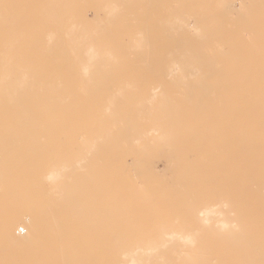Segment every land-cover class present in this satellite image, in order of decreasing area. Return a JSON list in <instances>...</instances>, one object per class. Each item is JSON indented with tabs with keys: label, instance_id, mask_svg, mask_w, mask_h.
<instances>
[{
	"label": "bare ground",
	"instance_id": "obj_1",
	"mask_svg": "<svg viewBox=\"0 0 264 264\" xmlns=\"http://www.w3.org/2000/svg\"><path fill=\"white\" fill-rule=\"evenodd\" d=\"M164 1L114 0L101 9L107 14L104 21L97 14L90 20L85 15L71 13V10L78 9L65 4L63 0H48L41 2L36 16L19 14L9 17L13 25L18 26L12 30L4 28V20L8 17L0 15V62L25 65L17 69L15 79H4L6 111L0 114V141L3 144L0 159H4L0 160V181L4 182L6 190L18 185L20 182L13 181L19 177L17 170L30 164L29 167L33 169V160L30 162V159L36 154L44 170V180L52 186L53 193L52 198L47 194L48 199L38 206V210L44 212L43 215L39 214L38 223H0V264H264V64L259 63L260 58L264 59V38L261 37L260 46L255 48L252 45L255 40L248 39L246 43L239 31L220 27L224 22L229 24L233 21L232 17L237 15L236 4L244 13L245 0H178L177 10L169 7L168 13L158 15V19L152 23L149 21L152 27L160 30L158 37H147L149 31L145 27L150 26V15L137 14L140 9L137 3H144L148 10L154 2L159 4ZM258 1L251 0V3L256 6ZM192 17L196 20L194 29L190 23ZM133 21H140L138 30H118ZM238 35H241L240 39L234 41L233 36ZM224 36H231L226 40L232 44L230 47L226 49L225 43L220 47L212 45L214 38ZM254 49L259 51L246 70L249 82L246 94L254 92L256 97L246 95L243 111L241 83L244 67L243 62L233 61L241 53ZM243 60L247 62L245 57ZM128 62H167L159 69L152 66L139 69L152 76L175 77L183 81L202 77L204 81L202 85L199 84L200 87L214 95L220 92L214 82L225 80V90L229 96L240 98L236 104L237 110L235 108L234 115L230 116L229 113L227 121L241 123L243 112L247 123L245 130L242 123L239 128L227 124L224 128L214 129L213 138H194L189 137V133L195 131L193 128L166 127L165 133L154 141H157L158 148L173 146L172 158L168 159L167 151L161 149L160 157L168 168L176 167V174L183 177L185 188L189 190L188 193L186 189L184 192L192 199L190 204L183 201L175 207L155 204L154 210H186L184 220L177 214L170 216V220L158 221L153 224L156 229L144 232L149 234L147 238L131 243L97 239L96 244L86 249L83 243L62 249L68 254L72 253L71 256L51 253V248L59 247H52L46 236L52 224L58 226L60 223L58 209L62 211V217L72 212L71 218H74L75 224L72 228L66 225L69 229L63 233L87 234L108 230L106 232L109 234L116 235L118 232H113L108 226L110 220L123 216L119 206H104V212L99 217L105 221L100 223L95 220L97 207L91 206L97 201V174L102 170L96 167V161H102L99 154H104L103 147L106 151L105 142L115 135L128 150L142 140H145L142 152L154 147L155 142L147 140L154 129L135 126L139 123L136 116L142 111L140 106L135 104L129 116L127 104L121 105L117 101L120 97H127L133 86L99 82L107 78L113 80L131 71L125 64ZM179 63L184 67H178ZM7 67L12 69L11 64ZM75 75L82 81L79 90L66 83ZM212 78L215 81L208 83ZM10 81L12 84H8ZM252 81L253 86L250 87ZM196 88L197 84L187 85L189 92ZM156 90H152L145 106L151 103ZM78 91L82 92L81 98H88L87 102H92L93 108L100 104L105 106L104 102L97 100L100 96L105 93L110 96L107 97L110 99L107 112L102 115L103 119L106 118L103 122L117 125L118 132L114 134L102 124L83 143L80 138L76 142L78 145L71 150L62 149L57 135L62 132L67 136L72 128L69 125L65 128L55 125L49 129L45 121L50 118L62 121L71 112L73 104L68 96L76 95ZM162 106L167 104L163 102ZM260 107L261 112H256ZM119 108H122V114ZM171 113H178V117L180 111L169 109L164 115L171 116ZM166 119V116L152 118L153 122L160 123H166ZM127 136L131 139H127ZM211 142V159L201 162L200 171L195 170L191 174L189 165L181 163L180 159L191 158L194 162L193 151L207 146L205 152L200 153V159H206ZM51 150L53 160L49 163V159L44 161L43 156ZM133 153L135 151H126L129 156ZM44 162L49 163V168L45 167ZM228 165L231 169L226 174ZM135 170L140 171L138 168ZM85 179L93 185L92 191L84 189L82 182ZM187 179H192L190 186ZM48 185L40 182L37 187L29 185L27 189H37L44 197V189ZM22 187L21 183L19 189ZM59 198L61 205L58 204ZM49 208L57 210L54 223L51 222V213L47 214ZM30 211L31 206H27L26 214L10 216L24 219L29 217ZM78 219L83 221L78 222ZM62 222L65 224L67 220L62 219ZM86 250H91L88 252L90 254Z\"/></svg>",
	"mask_w": 264,
	"mask_h": 264
},
{
	"label": "rangeland",
	"instance_id": "obj_2",
	"mask_svg": "<svg viewBox=\"0 0 264 264\" xmlns=\"http://www.w3.org/2000/svg\"><path fill=\"white\" fill-rule=\"evenodd\" d=\"M48 0H0V15L3 17H8L5 19L4 28L12 30L17 29L18 26H14L9 17H13L16 15L21 16H36L39 14L37 8L41 5V2H45ZM50 1V0H49ZM65 4L71 6L72 8L78 10H71L73 14H82L87 16L90 20L95 18V15L101 16V20H107V15L101 9L105 6H108L114 2V0H63ZM154 2L151 5V8L147 9V5L140 2L137 3L140 8L137 14H147L150 15V20L152 23L158 19V15H162L163 13H168V8L173 7V10L179 6L178 0H166L162 3ZM178 5V6H177ZM245 7L242 8L244 13L240 11V5L236 4L235 9H237V15L233 16V21L231 23H223L220 22L219 25L223 29H232L237 30L242 34V39L247 43L248 39H253L255 42L252 43L255 48H258L261 37L264 38V0H259L257 5L254 6L251 3V0L244 1ZM239 7V11H238ZM91 8V9H90ZM94 8V9H93ZM194 8V7H193ZM190 10V8L188 7ZM149 12V13H148ZM240 13V14H239ZM104 17V18H103ZM106 18V20H105ZM191 27L196 24L195 18H190ZM98 22V21H97ZM140 21H133L132 24H128L127 26L119 27L118 30H126V31H136L138 30ZM150 24V23H149ZM27 27V26H25ZM26 29V28H25ZM23 28V30H25ZM116 29V28H115ZM192 29V30H193ZM145 30L149 31L147 37L156 38L158 37V32L160 28H154L151 26L145 27ZM246 36H244V35ZM231 36H224L222 38H214L211 42L212 45L216 47H220L225 43L226 49L230 47L232 44L228 43L226 40ZM241 35L233 36L234 41L238 38L240 39ZM257 39L258 42L256 41ZM257 49L252 50L249 53H241L238 57L234 59L233 62H243L244 73L241 83V101H242V110L246 105V95L250 98L256 97L254 92H247L246 88L249 87V82L246 79V70L248 65H251L252 62L257 55ZM246 58L247 62L243 60ZM264 59L260 58L259 63L264 64ZM18 62H0V114L2 111H6V107L4 105V97L6 94L5 90V82L4 79H15L17 69L19 67H25L23 64H17ZM167 62H128L125 63L131 71L128 73L113 78V80L101 79L99 82L101 83H109L110 85L116 86H124L130 84L133 86L131 93L125 97H120L117 101L121 105L128 106L127 114L129 116L132 115L133 106L137 104L140 106L142 110L136 116L139 118V123L135 126H140L142 129H154L150 132L147 140L155 142L154 147L150 151L142 152V147L145 144L144 141H139L132 146L131 150L125 147V145L117 140V137L113 135L110 140L105 142L107 144V149L105 151V147H103L104 154H99L102 158V161H96V167L99 166V169L102 170V173L97 174V201L91 206L95 205L97 207V218L95 219L97 223L104 222L105 220L102 217H99L100 214L104 212V206H119L121 210L120 214L123 216L116 217L113 220H110L111 224L108 227L114 231H118L115 233L116 235L109 234L108 230L104 232H89L87 234H68L63 233L66 232L69 228L65 227L66 225L71 227L75 224L73 222L74 218L72 217V212H67L62 217V211L60 209V223L57 225L52 224L51 231L49 235H47L46 239L51 242V246L57 245L59 249L51 248V253L59 254L62 256H71L66 251H62L63 248H67L69 246L77 247V244L83 243L85 249L90 247L92 244L97 243V239H117L122 241H127L131 243L132 241H137L141 238H147L149 234H144L151 229H156L154 223L160 221L164 222L166 219H169L170 216L179 215L182 220H184V215L186 214V210H178L173 209L169 211H158L154 207L155 204H165L166 206L175 207L180 202H184V204L189 201L187 204H190V196H188L184 191L188 193V188H185L183 177L176 174V167L172 166L168 168L165 164V161L160 157V149L166 152V157L168 159L173 157L172 147H159L156 145L157 141L154 139H159L162 134L165 133L166 127L168 126H183L188 128H193L195 130L192 133H189V137L194 138H203L209 137L213 138V131L217 128H224L229 125H234L239 128L242 123L243 130L246 126V117L242 112L241 123L233 124L227 121L229 113L230 116L234 115V110L236 108V104L239 102V96H229L228 92L225 90V80H214V78L209 79L208 83L212 84L214 81V85H218L220 88L219 94L215 95L209 91L205 92L207 89H202L199 84L202 85V77L190 78L187 81L179 80L175 77H164V76H152L147 72H141L139 68L142 66H152L157 69L166 66ZM8 64H11L12 69L8 68ZM147 64V65H146ZM35 65H31V67ZM178 67H184L182 63L178 64ZM138 68V69H137ZM7 72H10L7 74ZM70 87L75 88V90H79L82 86V81L75 76L70 77L66 82ZM189 83L197 84V88L193 89V92H189L187 90V85ZM8 84H12V82H8ZM253 86V81L250 82V87ZM156 90L155 97L152 99L149 105H144L150 96L152 90ZM82 92L78 91V93L73 94V96H68V99L73 103L71 112L62 120L57 122L54 118H50L45 122H48L50 129L52 126H60L65 128L66 125H69L72 128V131L64 136L62 132L58 133L59 138V146L62 149L71 150L74 146L78 145L76 142L81 138V142L83 143L86 139L92 136V132L96 131L95 129L102 124L112 133L117 134L116 128L117 125L110 124L108 122H103L105 119L103 114H105L106 106L108 105L109 100L106 93L103 96H100V102H104L105 106L102 107L101 104L96 108L91 106L88 98H81L80 94ZM67 95H72L68 93ZM190 95V97H189ZM262 100V99H260ZM163 102L167 104V106L163 107ZM235 104V105H233ZM144 106V107H143ZM153 109V111H151ZM158 109V111H156ZM173 109L175 111H180L179 116L177 117L171 113V116L164 113ZM262 109L257 108L256 112H261ZM237 110V108H236ZM119 111L122 114V108H119ZM205 113V114H203ZM162 116H166V123L153 122L152 118H159ZM240 117L239 115H235ZM1 119V118H0ZM102 119V120H100ZM45 120V119H44ZM141 120V121H140ZM5 120H3V123ZM0 120V125H1ZM239 125V126H238ZM117 126V127H115ZM229 131L234 133V130L229 128ZM203 132V133H200ZM125 139V137H124ZM127 139H131L130 136H127ZM1 140V138H0ZM213 142L208 144L209 153L205 155L206 159H200V153L205 152L207 146L202 148H197L193 151L192 156L196 159L193 162V159H180L181 163L189 165V171L191 174H194L193 171H200V167L202 165L201 162H206L211 159V146ZM221 145V144H220ZM0 147L3 149V144L0 141ZM223 150V143L221 145ZM238 152V149H236ZM52 151L48 155H44V161L48 158L49 163L52 162ZM126 151H135L131 156L126 154ZM34 154L30 159V162L33 160V169L31 167H27L24 169L17 170L19 177L17 179H13V181L17 180L20 182L18 185H13L9 189L6 190L4 182L0 181V223H6L10 221H21L25 223H38L39 222V214L43 215L44 212L38 210V206L49 198L53 197L52 186L45 181L44 170L41 164L38 163V156ZM36 157V158H35ZM191 157V156H190ZM97 159V155L95 156ZM4 161V159H0ZM49 163L44 162L45 167L49 168ZM209 163V162H208ZM158 164V165H157ZM21 168V166H20ZM136 168L140 169V171L135 170ZM180 169V168H178ZM230 166L228 165L226 174L230 170ZM31 170V171H30ZM166 174V175H165ZM174 175V176H173ZM185 179V178H184ZM238 180V179H237ZM192 179H187V183L189 186L193 183H189ZM25 182V183H23ZM40 182H43L44 185H48L42 189L46 192V196L42 197L41 192L37 189L33 190L34 185L37 187ZM23 184V187L19 189L20 184ZM83 187L85 190L92 191L93 185L87 183V180H83ZM29 185H32V190L27 189ZM160 185V186H158ZM50 186V187H49ZM188 186V187H189ZM188 190V191H187ZM51 193L49 194L48 192ZM185 193V194H184ZM48 194V195H47ZM184 194V195H183ZM95 196V195H94ZM93 196V197H94ZM60 199V198H59ZM61 205L60 202H58ZM81 204V203H80ZM27 206H31V211L28 213L29 217L24 219H14L10 215L14 214H26ZM53 206V202H52ZM153 210V211H150ZM65 212V211H63ZM51 213V222L54 223V215L57 214V210H49L47 214ZM129 215L135 218L134 220ZM62 219H66L67 222L62 224ZM170 220V219H169ZM82 219H78V222H82ZM3 225V224H1ZM65 227V229H64ZM108 227H106L108 229ZM55 231H58L56 234ZM91 252V250H86V253ZM90 254V253H88Z\"/></svg>",
	"mask_w": 264,
	"mask_h": 264
}]
</instances>
